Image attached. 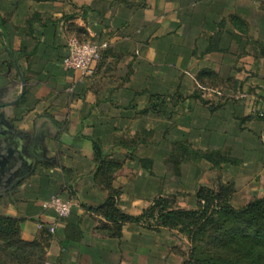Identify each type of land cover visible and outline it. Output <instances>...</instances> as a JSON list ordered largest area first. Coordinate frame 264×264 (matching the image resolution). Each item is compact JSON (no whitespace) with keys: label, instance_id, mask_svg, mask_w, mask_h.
Masks as SVG:
<instances>
[{"label":"crops","instance_id":"crops-1","mask_svg":"<svg viewBox=\"0 0 264 264\" xmlns=\"http://www.w3.org/2000/svg\"><path fill=\"white\" fill-rule=\"evenodd\" d=\"M81 35L108 48L78 81L62 60ZM253 106L264 112V0H0V127L28 163L0 215L48 264H183L169 229L126 223L118 237L99 208L113 192L131 218L159 198L191 208L200 189L264 198ZM52 197L68 218L43 209Z\"/></svg>","mask_w":264,"mask_h":264},{"label":"rangeland","instance_id":"rangeland-1","mask_svg":"<svg viewBox=\"0 0 264 264\" xmlns=\"http://www.w3.org/2000/svg\"><path fill=\"white\" fill-rule=\"evenodd\" d=\"M76 38L82 42L99 43V40L84 35L76 36ZM253 109L256 111L258 109L255 106L251 107V113L256 116ZM169 199L172 201L170 207L174 210L198 211L200 209L199 204L192 205L189 208L186 204L187 197L172 196ZM181 203L187 208H181ZM217 203L222 204V201ZM227 204L231 205L233 209L240 211L250 203L246 206H242L243 203L232 206L230 201ZM213 210L214 207H210L207 219H185L184 225L169 229L173 237L176 238L177 251L175 252L181 256L183 264H188L189 262L200 264L209 259L215 261L216 264H264L263 219H260L259 224H249L248 222L240 221L230 222L224 217L213 214ZM151 225L152 228L160 229L154 221ZM191 232H194L195 236H191ZM256 236H259L256 244L253 243L252 239H246V237ZM7 239L3 235L0 236V264L5 261L8 264H17L14 259V250L5 249L6 241H12L9 238ZM36 262L37 264H48L47 257H42L39 252L33 259V264H36Z\"/></svg>","mask_w":264,"mask_h":264},{"label":"trees","instance_id":"trees-1","mask_svg":"<svg viewBox=\"0 0 264 264\" xmlns=\"http://www.w3.org/2000/svg\"><path fill=\"white\" fill-rule=\"evenodd\" d=\"M232 191L230 187H222L218 192H214L208 189H200L197 193V200L200 206L198 211H185L174 210L170 206L172 201L167 198H159L154 204L149 207L141 217L131 218L124 215L118 209L117 193L110 194L106 202L99 208L103 213L104 218L113 222L116 226V235L121 236V229L126 223H145L148 227L152 228V222L157 223V227L175 229L182 224L184 225L185 219L197 220L198 218L207 219V215L210 207H214L215 215L226 218L228 221H240L248 222L249 224H259L260 219L264 221V198L255 200L242 210L237 211L227 204L231 201ZM218 201H222V204H218ZM22 221L12 217L0 215V236L3 235L6 240H12L5 243L6 250H14V259L17 264H33V259L38 255V252L42 257L46 256L44 250V244L40 241L26 242L21 238L20 227ZM186 225V224H185ZM191 236H195L194 232L190 233ZM259 236L246 237V239H252L256 244ZM193 259V257H192ZM3 264H8L5 261ZM37 264V262H36ZM188 264H194L189 262ZM200 264H216L215 261L205 260Z\"/></svg>","mask_w":264,"mask_h":264},{"label":"built area","instance_id":"built-area-1","mask_svg":"<svg viewBox=\"0 0 264 264\" xmlns=\"http://www.w3.org/2000/svg\"><path fill=\"white\" fill-rule=\"evenodd\" d=\"M107 48V43L82 42L77 38H72L67 44V52L62 60V67L65 71L77 73L78 81L91 78ZM69 92H73V88L69 89ZM253 112L257 117L264 118L263 111H256L253 109ZM260 139L264 144V131L261 133ZM42 207L44 210H52L58 218L62 219L70 216L73 204L64 201L60 197H52L49 201L43 203ZM54 232V228H51L50 233L54 234Z\"/></svg>","mask_w":264,"mask_h":264},{"label":"flooded vegetation","instance_id":"flooded-vegetation-1","mask_svg":"<svg viewBox=\"0 0 264 264\" xmlns=\"http://www.w3.org/2000/svg\"><path fill=\"white\" fill-rule=\"evenodd\" d=\"M10 144L15 146L17 152L18 150L17 142L14 139H12L10 141ZM12 163L14 166L17 164V166L12 170L10 168L5 170V175L3 176V180H0V194L12 191L15 188L14 185L18 181L17 177L22 176L28 169V163L25 160L23 161L22 157L16 153L12 157Z\"/></svg>","mask_w":264,"mask_h":264},{"label":"water","instance_id":"water-1","mask_svg":"<svg viewBox=\"0 0 264 264\" xmlns=\"http://www.w3.org/2000/svg\"><path fill=\"white\" fill-rule=\"evenodd\" d=\"M14 148L15 146L10 144L8 135H6V133L3 132L0 127V180H3L6 169L10 168L12 170L17 166V164L14 166L12 163V157L16 153ZM23 178L24 175L18 176L17 183L20 182ZM16 184L14 185V187L16 186Z\"/></svg>","mask_w":264,"mask_h":264}]
</instances>
